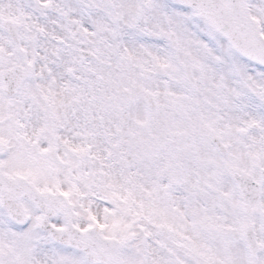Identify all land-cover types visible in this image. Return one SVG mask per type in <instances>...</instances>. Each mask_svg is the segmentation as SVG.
Listing matches in <instances>:
<instances>
[{
  "label": "snow or ice",
  "instance_id": "6c2138e0",
  "mask_svg": "<svg viewBox=\"0 0 264 264\" xmlns=\"http://www.w3.org/2000/svg\"><path fill=\"white\" fill-rule=\"evenodd\" d=\"M0 264H264V0H0Z\"/></svg>",
  "mask_w": 264,
  "mask_h": 264
}]
</instances>
